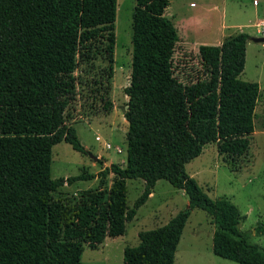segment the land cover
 <instances>
[{"label": "trees", "instance_id": "16d2710c", "mask_svg": "<svg viewBox=\"0 0 264 264\" xmlns=\"http://www.w3.org/2000/svg\"><path fill=\"white\" fill-rule=\"evenodd\" d=\"M167 5L134 0L123 88L124 165L102 168L97 186L65 205L52 192L94 175L52 179L51 147L63 141L87 153L66 124L76 96L74 71L101 57L105 77H111L116 0H0V264H79L83 247L95 249L105 237L123 235L158 179L182 190L187 206L165 224L139 231L138 243L122 248L121 264H173L194 208L213 226L214 255L264 264V249L239 228L244 216L236 206L225 197L209 198L184 170L208 143L230 160L249 150L259 87L238 78L249 36L239 32L218 45H198L197 74L183 83L173 74L177 33L164 16ZM110 106L103 103L105 110ZM135 178L143 188L127 207L125 180Z\"/></svg>", "mask_w": 264, "mask_h": 264}, {"label": "rangeland", "instance_id": "374dc122", "mask_svg": "<svg viewBox=\"0 0 264 264\" xmlns=\"http://www.w3.org/2000/svg\"><path fill=\"white\" fill-rule=\"evenodd\" d=\"M189 3L194 7H189ZM133 5L134 0H116L111 77H105L106 63L101 57L79 64L74 71L76 96L67 109L66 124L73 128L87 153L77 152L63 141L54 144L50 177L66 178L79 173L94 177L59 186L52 192V198L62 204L71 205L83 190L95 188L97 173L102 168L110 163L124 165L126 123L122 108L126 96L123 88L128 84L130 73ZM263 7L260 2L254 9L252 0H168L164 16L172 22L177 33L172 55L176 78L183 83L194 79L200 44L215 45L219 38L239 32L246 33L249 38L264 36L256 33L254 27L257 21L264 19ZM249 38L245 42L243 70L238 75L239 79L257 82L260 87L249 150L244 156L230 160L216 152L214 143H208L198 156L184 165V170L209 198L225 197L235 205L244 216L239 228L248 233L250 243L264 249V233L255 232L257 226L264 229V42H253ZM105 101L111 103L108 110L103 108ZM105 143L109 144V149L104 148ZM111 176V173L106 174L104 189L108 188ZM125 187V204L131 207L141 193L143 183L137 178L126 179ZM186 200L182 190L158 179L151 195L125 223L123 235L106 237L95 249L83 247L79 264H121L122 248L136 245L139 231L165 224L176 212L186 208ZM212 231L213 226L205 212L191 209L175 249L173 264H236L212 253Z\"/></svg>", "mask_w": 264, "mask_h": 264}, {"label": "crops", "instance_id": "0c3cea01", "mask_svg": "<svg viewBox=\"0 0 264 264\" xmlns=\"http://www.w3.org/2000/svg\"><path fill=\"white\" fill-rule=\"evenodd\" d=\"M240 1V0H239ZM262 3L263 4V6H264V0H257L256 2H255V0H252V5L254 6V9H256L258 6H259V3ZM189 7H194V5H193V3H189ZM263 9H264V7H263ZM192 22L194 21L193 19L191 20ZM262 21H264V19L263 20H259V21H257L255 24H254V27H256L255 25L256 24H259L260 22H262ZM259 30V28L258 27H256V33H258L257 31ZM250 39V38H249ZM223 39H220L219 38V40L216 42V44L215 45H218V44H220V42L222 41ZM254 42V41H253ZM257 83V82H256ZM258 84V83H257ZM259 87V86H258ZM259 92H260V87H259ZM104 165H106V164H104ZM151 195V193L149 194V196ZM148 196V197H149ZM185 203H187V200L185 201ZM105 239H106V237L103 239V242L105 241ZM102 242V243H103Z\"/></svg>", "mask_w": 264, "mask_h": 264}, {"label": "built area", "instance_id": "2783aa9c", "mask_svg": "<svg viewBox=\"0 0 264 264\" xmlns=\"http://www.w3.org/2000/svg\"><path fill=\"white\" fill-rule=\"evenodd\" d=\"M255 26L259 28L257 32L264 35V21L260 22L259 24H256ZM95 139H98V138L95 137ZM104 148L109 149L110 148L109 144L105 143ZM116 152L119 153L120 149H116Z\"/></svg>", "mask_w": 264, "mask_h": 264}, {"label": "water", "instance_id": "95a60500", "mask_svg": "<svg viewBox=\"0 0 264 264\" xmlns=\"http://www.w3.org/2000/svg\"><path fill=\"white\" fill-rule=\"evenodd\" d=\"M250 40L254 41V42H264V36L262 37H250ZM123 111V108H122Z\"/></svg>", "mask_w": 264, "mask_h": 264}]
</instances>
